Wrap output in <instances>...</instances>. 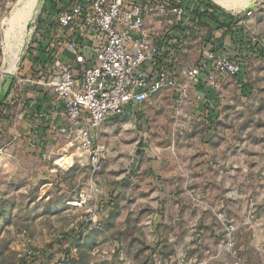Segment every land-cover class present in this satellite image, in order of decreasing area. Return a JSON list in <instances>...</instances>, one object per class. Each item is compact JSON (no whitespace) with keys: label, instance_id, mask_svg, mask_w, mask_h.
I'll use <instances>...</instances> for the list:
<instances>
[{"label":"rangeland","instance_id":"1","mask_svg":"<svg viewBox=\"0 0 264 264\" xmlns=\"http://www.w3.org/2000/svg\"><path fill=\"white\" fill-rule=\"evenodd\" d=\"M20 1L0 0V84L21 48L5 23ZM209 1L233 15L246 7L228 11ZM249 2L264 11V0ZM42 6L26 24L30 33L10 75L17 86L33 59L24 52ZM146 17L153 36L171 28L168 13ZM171 42L174 76L183 83L184 71L199 59L200 40L193 32ZM179 89L160 90L97 131L108 147L106 159L130 176L102 222L84 223L97 201L70 204L93 175L73 134L7 135L12 142L0 150V264H50L71 248V264H264V57L225 79L210 107L200 104L193 87ZM2 124L14 132V118ZM104 177L101 170L95 174L101 185ZM81 224L86 228L72 242Z\"/></svg>","mask_w":264,"mask_h":264},{"label":"built area","instance_id":"2","mask_svg":"<svg viewBox=\"0 0 264 264\" xmlns=\"http://www.w3.org/2000/svg\"><path fill=\"white\" fill-rule=\"evenodd\" d=\"M155 8L171 15L167 20L171 28L179 27L185 15L182 0H174V4L167 7L142 4L140 0H77L55 16V28L65 29L77 24L87 33L91 30L94 36L90 56L86 59L80 51L76 52L81 48L80 43L64 37L65 44L73 51L74 62L80 67L61 60L52 40V59L42 70L44 84L53 94V103L38 115V120H48L50 133L73 134L87 157L93 174L88 189L79 192L70 202L74 207H82L90 200L97 201L96 208L84 218L85 224L99 222L105 211L103 185L95 174L102 169L108 152L106 143L97 133L106 120L133 113L135 106L169 86L180 91L194 87L202 73L204 85L214 89L221 78L235 76L241 70L234 56L222 54L202 59L194 68L185 70L186 80L179 83L172 65L177 50L171 42L174 34L161 32L153 36L144 27L146 14ZM244 11L245 16L252 13L248 8ZM254 43L264 45V33L254 39ZM59 110L62 116L56 121ZM85 224L76 228L72 242L80 239ZM72 249L50 264H70ZM28 255L37 257V252L29 251Z\"/></svg>","mask_w":264,"mask_h":264},{"label":"crops","instance_id":"3","mask_svg":"<svg viewBox=\"0 0 264 264\" xmlns=\"http://www.w3.org/2000/svg\"><path fill=\"white\" fill-rule=\"evenodd\" d=\"M75 1L77 0H74L72 3H74ZM72 3H70L66 7H70ZM184 4L186 6V26L181 22V24L179 25L180 27L164 29L162 32H166L165 35L174 34L179 38H189V36L193 32H196L198 39L200 40L199 52L201 54L205 40L209 39L217 44L225 43L226 45L232 47V49H236V43L233 42H237L236 36H238L239 34L237 35L236 30L239 29V33L242 32L244 37L250 40V43L245 46V50L252 51L255 48H259V46L254 43V39H257L261 34L264 33V11H256L254 9V3L251 2L245 7V9L248 8L252 11L251 15L245 16L244 9L242 14L243 20L234 21V23L228 29V33H226L224 29L215 28L214 24H212V22H209L207 18L203 16L202 12L205 11L207 7L204 4H201L198 0H185ZM210 10L213 11L212 9ZM154 11L156 12L158 11V9L155 8L150 12ZM199 13H201L202 15L200 16V19L198 21L196 15ZM229 13L231 14V12ZM238 13L240 14V12ZM218 16L220 20L223 18V16L220 14H218ZM234 16L236 17L238 15ZM146 18L149 19L150 17ZM181 27L185 28L184 31L180 29ZM54 36L55 37L53 39V42L54 48L56 50V55H58L61 60L70 62L71 66L80 67V65L74 62V57L72 54L73 51L69 46L65 44L64 37H71L80 43L81 48L80 50H76V52L80 51L85 59L90 56V51L94 40V36L91 30H89L87 33V31L85 32L83 28H81L77 24H74L70 28H55ZM189 43L190 41L186 44V49L189 48ZM256 56L261 55L259 52H256L253 57ZM253 57H248L246 59V65L243 67L244 71L246 70V66L249 60ZM89 63L91 62L89 61ZM27 71L28 68L24 70L25 74L23 73L24 76L22 77L23 79L21 80V84L19 83L17 86L18 81H16L15 87H17L15 91L10 92V94H8L7 92L5 98L2 101L3 104L0 105V116L5 118H0V141H2L0 142V150H8V147L12 142L11 138L7 135H14L15 133L25 131L26 134L30 135V137H33L35 135L34 133H36L37 136L40 135L41 138H43L44 135L47 136L50 134L48 129H46V118H41L40 120H38V115L47 111L49 106L53 103V94L44 84L45 77L43 75L45 74L43 70L36 73L34 76H31V74H29V72L27 73ZM230 77L231 76L221 78L218 87L214 89L207 87L202 81H196L194 82L195 86L193 87L194 91H192V93L200 102V104H203L205 107H210L213 103L215 104L218 102V96L222 91L224 80ZM30 80L35 82L32 83L30 82ZM4 113H6V115H4ZM127 115L130 114L126 113L123 115V117ZM61 116L62 113L59 110V115L56 117V121H60ZM12 118H14L15 120V127L11 128L14 132L7 131L5 127L1 128V125H3L2 123H5L6 120H12ZM2 120H4V122ZM107 159L101 169V171L104 172L106 176L104 177L105 179H103L102 183L104 189L103 205L105 206V211L100 216L101 222L107 219L114 211L115 199L124 191L123 187L125 179L128 182V177H130L125 176L123 171L118 170L119 164L115 159Z\"/></svg>","mask_w":264,"mask_h":264},{"label":"trees","instance_id":"4","mask_svg":"<svg viewBox=\"0 0 264 264\" xmlns=\"http://www.w3.org/2000/svg\"><path fill=\"white\" fill-rule=\"evenodd\" d=\"M73 1L74 0L44 1L40 11V15L38 17V25H37L36 33L34 34V38L32 39V44L30 43L24 52V54L30 52L31 55H33L32 56L33 59L30 61L28 65L25 66L28 68L27 73L29 72L31 76H34L36 73L40 72L44 68L45 64L49 63L50 60L52 59V55H53L52 40L54 39V35H55V24L53 22V17L56 16L59 10L67 8L66 6H68ZM140 1L142 4H153L164 7L174 4V0H140ZM198 1L207 7V9H205V11L202 12L203 16L206 17L209 22H212L215 28L224 29L226 33H228V29L231 27L234 21H238L239 18H242L241 13L235 17L230 13H226L219 6L215 5L209 0H198ZM182 2H183V7L186 10V6L184 4L185 0H182ZM210 9H212L213 11H211ZM202 14L199 13L196 15L198 21ZM218 14L223 16L221 20L219 19ZM182 23L185 24V15L182 19ZM180 29L184 31L185 28L181 27ZM239 31H240L239 29L236 30L237 35L239 34L238 36H236L237 42H233L236 43L237 46L236 49H232V47L226 45L225 43L217 44L215 42H212L210 39L205 40L200 57L195 65H198L200 60L202 59H209L222 54H231L236 58V60L240 64L241 70L237 74L239 76V74L243 73L244 71L243 67L246 65V59L248 57H253L256 52H259L261 57H264V45L259 46L258 49L255 48L252 51L245 50V46L250 43V40L245 38L243 33L242 32L239 33ZM24 54L22 55V58L24 57ZM20 70H22L21 67ZM203 75L204 73H202V76L197 79L198 82L202 81ZM14 83L15 81L11 83L8 94L14 91L15 89ZM45 123L47 124L48 120H46ZM46 129H48V124ZM62 252L63 253H61L58 257H60L62 254L67 253L68 250L66 251L64 250Z\"/></svg>","mask_w":264,"mask_h":264},{"label":"bare ground","instance_id":"5","mask_svg":"<svg viewBox=\"0 0 264 264\" xmlns=\"http://www.w3.org/2000/svg\"><path fill=\"white\" fill-rule=\"evenodd\" d=\"M217 3H219L222 7L226 8L229 11H235L238 7L247 6L250 2V0H215ZM240 1V2H239ZM20 5L11 13L10 17L6 19V24L8 26L6 30V34L18 36L20 39L19 42H21V48L18 51V54L16 55L15 59L12 61L10 67L8 68L7 74L12 75L13 71L16 66L17 59L19 57V54L21 52L22 46L25 47L24 42L27 40L29 36V30L26 28V24L31 22L37 12L39 11V8L42 4V0H21ZM6 77V80L4 81V86L0 87V92H3L6 89L8 80L10 77Z\"/></svg>","mask_w":264,"mask_h":264},{"label":"water","instance_id":"6","mask_svg":"<svg viewBox=\"0 0 264 264\" xmlns=\"http://www.w3.org/2000/svg\"><path fill=\"white\" fill-rule=\"evenodd\" d=\"M45 0H42V4L44 3ZM27 28H28V24H27ZM10 77V76H9ZM6 80V78L4 79V81ZM4 81L0 84V87L1 86H4ZM12 83V78L10 77L9 80H8V83H7V86H6V89L3 91V92H0V104L2 103L3 99L5 98L9 88H10V85ZM142 152V149L141 148H138L135 152V156H134V160L136 161L137 160V157L141 154Z\"/></svg>","mask_w":264,"mask_h":264}]
</instances>
